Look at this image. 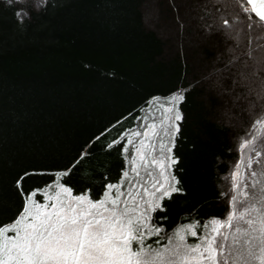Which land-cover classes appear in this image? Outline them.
<instances>
[{
  "label": "trees",
  "instance_id": "16d2710c",
  "mask_svg": "<svg viewBox=\"0 0 264 264\" xmlns=\"http://www.w3.org/2000/svg\"><path fill=\"white\" fill-rule=\"evenodd\" d=\"M34 3L10 7L0 0V218L19 202L14 179L23 170L67 159L93 134L126 117L107 134L114 138L150 109L145 105L151 96L182 89L184 120L174 148L180 160L171 172L186 193L170 203L168 224L192 217L211 227L212 217L226 219L236 162L251 155L257 167L264 160L259 141L261 157L239 149L244 139L261 135V127L252 125L264 116V81L256 72L254 99L239 103L244 98L234 88L229 64L234 45L222 34L223 20L231 27L237 17L236 0L222 6L224 15L215 0H47L41 8ZM18 7L30 13L23 24L14 14ZM149 14L154 18L147 23ZM238 19L239 58L245 59L259 44L257 34L264 48V30ZM256 63L261 69V61ZM123 166L117 152L97 150L92 173L100 179L110 168L116 178Z\"/></svg>",
  "mask_w": 264,
  "mask_h": 264
},
{
  "label": "snow or ice",
  "instance_id": "6c2138e0",
  "mask_svg": "<svg viewBox=\"0 0 264 264\" xmlns=\"http://www.w3.org/2000/svg\"><path fill=\"white\" fill-rule=\"evenodd\" d=\"M25 2L6 0L10 7ZM46 3L35 0L34 6ZM236 8L247 28L264 30V0H236ZM14 14L21 24L30 17L26 7L15 8ZM247 55L256 58L253 51ZM260 61L264 81V51ZM184 102L182 89L151 96L145 107L156 103L159 120L155 114L137 115L132 127L108 139L126 119L121 117L67 159L19 173L14 179L19 202L11 215L0 218V264H264V160L256 161L257 167L251 155L236 162L226 219L212 217L211 227L192 217L168 224L170 203L186 193L171 172L180 160L174 148ZM257 125L261 135L244 139L242 154L247 149L261 157L257 142L264 144V116L256 117L252 127ZM97 150L105 155L115 151L122 158L116 178L109 175L110 168L100 179L92 173ZM33 178L36 182L25 188Z\"/></svg>",
  "mask_w": 264,
  "mask_h": 264
},
{
  "label": "rangeland",
  "instance_id": "374dc122",
  "mask_svg": "<svg viewBox=\"0 0 264 264\" xmlns=\"http://www.w3.org/2000/svg\"><path fill=\"white\" fill-rule=\"evenodd\" d=\"M216 1V4L218 7H220V10L222 11V15H224V10H223V5H226L228 4L229 0H215ZM146 22L149 23L151 21H153V16L152 15H147L146 17ZM234 23H232L231 27L229 26H226V27H222L224 30L223 31V36L224 38L227 40L229 39L230 42H232V44L234 45V51H235V59H233V64H232V67H230L231 71L232 70H235V77H236V81L238 82L236 85H235V90H239V92H242L240 96H242L244 98V100H241V98L239 97L238 99H240L239 103L240 104H248L250 102V99H254V90L256 88H258L260 82L258 81V77L257 75L256 76H252L251 73L252 71H256L258 72V74L260 73L261 74V69L258 68V64L259 63H256L258 62V60H260V54L262 51H264L263 49L264 48H261L262 47V43H260V34L256 35L255 33H251L248 34V36H246L247 38L250 36L254 37L255 38V35L257 36V38L259 39V44L256 42L257 44V47L254 45L253 47H251L252 49L250 51H253L254 54H255V60L250 57V56H246L245 55V59L244 58H239L240 56V53L242 52V49H241V42H242V31H241V27L239 26V22L240 20L237 18V17H234V19L232 20ZM220 23V21H219ZM217 25V24H216ZM220 25V24H219ZM210 26V25H209ZM236 31H239L240 35H239V38L236 37ZM252 31V30H251ZM242 32V33H241ZM254 41H256L255 39H253ZM245 64L248 65V67H245ZM257 65V66H256ZM260 66V65H259ZM250 68V69H248ZM237 71V73H236ZM246 71H248L246 74L247 76V79L244 78V76L241 75V73H245ZM246 85V86H245ZM264 85V84H263ZM256 87V88H255ZM238 101V100H236ZM244 101V102H243ZM151 110H147L144 115H147L149 117H151L153 114L156 115V118L157 120L160 119V109L158 108L157 104L156 103H153L151 106H150ZM143 115V116H144ZM226 118H230V120L232 121V117L230 116H226ZM236 124L238 125V120L236 122Z\"/></svg>",
  "mask_w": 264,
  "mask_h": 264
}]
</instances>
